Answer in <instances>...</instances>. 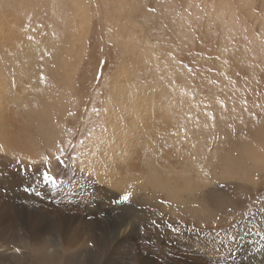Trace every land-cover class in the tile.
Segmentation results:
<instances>
[{
	"label": "rangeland",
	"instance_id": "1",
	"mask_svg": "<svg viewBox=\"0 0 264 264\" xmlns=\"http://www.w3.org/2000/svg\"><path fill=\"white\" fill-rule=\"evenodd\" d=\"M5 13L10 20L2 23L7 33L15 34L0 33V68L6 86V59L10 57L5 50L16 56L21 46L30 45L31 53L38 49L42 57L54 54L57 59L55 69H51L56 76H44L42 82L50 88L53 80L55 94L47 102L56 103L54 112L46 118L47 124L52 120L54 124L41 127L33 121L32 110L30 120L22 116L17 99L4 100L8 115L18 114L26 123L21 126L27 128L26 137L37 149L38 157L26 160L13 152L15 146L7 148L6 140L0 139V163L26 169L21 171V183H0V207L12 200L26 216L38 210L42 211L40 215L53 219L67 216L70 220L81 215L111 220L128 212L117 204L105 213L86 216L77 206L75 210L57 211L37 199L46 181L44 174L54 183L71 177L73 171L68 168L76 165L83 142L102 132L109 111L122 113L113 98L118 94L114 87L117 82L124 86L122 90L119 85V91L126 92V96L130 92L126 100L118 96L120 102L131 103L136 93L150 96L160 92L159 100L166 104L171 117L178 106L188 119L184 125H192L191 132L201 133L200 157L215 171L216 180L195 194L200 212L186 217L168 216L167 212L163 223L172 228H177L174 224L182 225L181 231L206 233L218 247L232 243L233 253L225 258L221 255L224 251L216 247L215 253L207 256L215 262L207 263L192 254L194 248L184 241L188 246L184 247V257L179 254L175 259L184 264H201L194 257L203 264H264V0H0V21ZM14 19L19 27L13 24ZM68 57L73 62L66 78L58 72L61 61ZM18 135L25 136L24 132ZM208 174L211 176V172H205L206 177ZM27 176L32 178L28 180ZM114 177L119 182L118 176ZM102 187L116 193L111 187ZM83 197L90 201L87 195ZM144 197L136 196L137 204L147 203ZM159 222L139 221L143 228L153 225L151 231ZM50 227L52 232L41 240L24 225L11 226L0 242L4 246L0 248V264H108L102 248L95 243H87L80 250L63 242L56 247L54 240L60 239L61 232ZM181 231L177 236L186 240ZM109 232H103L101 244L112 237ZM149 252L150 258L162 263L159 251ZM124 256L126 263L138 264L129 252Z\"/></svg>",
	"mask_w": 264,
	"mask_h": 264
},
{
	"label": "bare ground",
	"instance_id": "2",
	"mask_svg": "<svg viewBox=\"0 0 264 264\" xmlns=\"http://www.w3.org/2000/svg\"><path fill=\"white\" fill-rule=\"evenodd\" d=\"M3 16L4 20L0 21V33L9 35L11 31L7 33L6 27L2 23L4 21L7 24L6 21L10 20L8 19L9 14L5 13ZM18 22L17 19H14L13 24L19 27ZM12 35L15 36V34ZM28 43H30L29 40ZM24 47L21 46L16 51V56L10 55L6 50L4 52L10 57V59H6L8 64L5 68L8 72L6 78L9 81L7 87L6 80L1 74L3 71L0 68V139L6 140L7 148L15 146L13 152L18 156L21 154L24 155L23 158L26 157V160H30L37 156L38 152L30 139L26 137L27 128L21 126L26 123L18 114L16 117L14 114L11 117L8 115L4 100L8 97L17 99L15 101L19 102V107L23 109L22 116L26 120H30L32 110L33 121L35 119L41 127H50L51 124H54V120L51 121V124H47L46 118L54 112L56 102L54 100L52 103L47 102V99L50 95L55 94L56 89L53 87L55 84L52 83V80L49 84L50 88H48L42 82L45 79L44 76L48 78L56 76L52 70L55 69L57 59L54 54L42 57L38 49L31 53L30 45ZM72 62L69 57L61 61V71L58 73L67 78ZM29 63L32 65V70ZM114 84L117 87L112 85L118 92L113 97L114 102L120 106L122 113L117 110L108 112V116L105 118L106 125L102 132L92 134L91 141L83 142L84 147L76 157V165L73 168H68L73 171L71 177H64V179L58 180V183H52L53 178L46 179L42 182L41 194L38 193L37 199L41 198L38 202L44 205L49 204V209L57 211L70 208L73 210L77 206L81 214L87 213L86 216H89L90 213L93 215L105 213L108 208L116 207L117 204L128 212H121L111 220L106 217L101 219L98 216L82 218V215L72 220L67 216H58L53 219L47 214L40 215L38 212L42 211L38 210L32 211L29 216H26L17 203L11 200L5 204V207H0V242L6 236L7 230L14 224L26 226L36 232L38 239L41 240H45L50 231L52 232L50 225H53L56 227V233L61 232L60 239L54 240L56 247L59 248L63 242L69 248L80 250L87 243H95L96 246L102 248L108 264H128L125 261V252H129L132 258H136L138 264H184L183 260L175 259V256L179 254L184 257V247H188L184 241L194 248L192 252L190 251L192 254H197L207 263L215 262L207 258L208 255L214 254L218 247L214 242L216 240L210 239L212 236L199 231L188 232L187 229L181 231L182 225L174 224L177 228L174 226L172 228L163 223L167 212L168 216H196L200 211L196 205L195 194L202 191L208 182L213 183L216 180L213 178L215 171L211 170V166L200 157L203 151L201 146L203 143L199 142L201 133L199 135L196 131L195 133L191 132V124H189L191 126H185L188 119L182 116L178 106H175L174 117H171L166 104L159 100L160 92L150 96L145 93H136L137 98L131 99V103L120 102L116 98L119 96L118 98L123 97L126 100L130 96V92L126 96V92H121L124 86L121 87V84L117 82ZM118 86L122 89L121 91L118 90ZM45 103H48L49 106L46 107ZM42 108H46L45 111H42ZM5 125L9 126L11 131ZM20 132H24L25 136L18 138ZM14 136L20 139L19 142L15 140ZM20 169V165L0 163V183H10L12 186L21 183L24 177ZM205 172H211V176L208 174L206 177ZM114 175L118 176L119 182H115L117 179ZM89 177H93L92 181L100 186L97 187L92 183ZM31 178V176H27L28 180ZM102 186L111 187L117 194L106 192ZM125 193H130L131 199L128 203H121V197ZM210 193L211 191L203 195L204 200ZM141 194L145 195L147 203L137 204L136 196H141ZM83 195H87L91 202L84 200ZM71 200L77 203L72 204ZM86 202H89L88 205ZM143 205H147L148 208L144 209ZM97 210L101 211L97 212ZM13 211H19V213ZM154 220H158V222L160 220V222L156 223L157 225L152 231L153 225L149 226V229L146 226L143 228V223L153 224ZM139 221L143 223L141 224ZM172 229L176 233L171 234ZM106 230H110L109 234H112V237L105 244H101L100 238L103 232L106 234ZM178 230L181 231V234L183 233L182 237L184 236L186 240L177 236ZM2 247L4 246L0 244V248ZM218 249L224 251L221 255L225 258L228 254L233 253L232 243H222ZM151 250L161 253L162 263L149 257ZM46 255L48 254L46 253ZM194 258L196 262L203 264L197 257ZM69 259L72 260V256Z\"/></svg>",
	"mask_w": 264,
	"mask_h": 264
},
{
	"label": "snow or ice",
	"instance_id": "3",
	"mask_svg": "<svg viewBox=\"0 0 264 264\" xmlns=\"http://www.w3.org/2000/svg\"><path fill=\"white\" fill-rule=\"evenodd\" d=\"M21 171H26V169H21ZM44 178L47 179V180H50L51 178L48 176L47 173L44 174ZM52 183H54V181H52ZM131 199V194L130 193H125L123 196H122V199H121V203H128Z\"/></svg>",
	"mask_w": 264,
	"mask_h": 264
}]
</instances>
